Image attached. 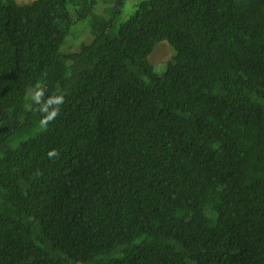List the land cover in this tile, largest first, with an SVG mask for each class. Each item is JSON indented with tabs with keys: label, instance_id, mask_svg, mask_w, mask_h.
I'll list each match as a JSON object with an SVG mask.
<instances>
[{
	"label": "trees",
	"instance_id": "trees-1",
	"mask_svg": "<svg viewBox=\"0 0 264 264\" xmlns=\"http://www.w3.org/2000/svg\"><path fill=\"white\" fill-rule=\"evenodd\" d=\"M124 1L0 0V264H264V0Z\"/></svg>",
	"mask_w": 264,
	"mask_h": 264
},
{
	"label": "rangeland",
	"instance_id": "rangeland-1",
	"mask_svg": "<svg viewBox=\"0 0 264 264\" xmlns=\"http://www.w3.org/2000/svg\"><path fill=\"white\" fill-rule=\"evenodd\" d=\"M35 0H17L19 4H27L32 3ZM146 0H125L124 4L121 9V14L118 18V23L126 22L129 18H131L135 12L137 11V6ZM80 29V28H79ZM78 30V25L74 28L73 32L75 33ZM80 31L76 34H79ZM73 38V37H72ZM71 37L68 39H72ZM67 45L68 43L62 48V52L67 51ZM156 51L151 55L152 62L156 65V69L160 72L164 71V65L172 59L173 51L170 48L169 44L167 42L160 43L156 49ZM163 66V67H162Z\"/></svg>",
	"mask_w": 264,
	"mask_h": 264
},
{
	"label": "clouds",
	"instance_id": "clouds-1",
	"mask_svg": "<svg viewBox=\"0 0 264 264\" xmlns=\"http://www.w3.org/2000/svg\"><path fill=\"white\" fill-rule=\"evenodd\" d=\"M43 96V90L40 88L39 85H37V90L35 91L34 95H33V100L36 103H40L41 98ZM64 103V96L63 95H59V96H55L53 98H51L47 104L43 105L41 108V111L46 113V115L43 117V119L41 120V127L42 128H47V125L52 122L53 120H55V118L57 117V115L59 114V107H56L54 110H52L51 112H49V107L53 104L59 106L61 104ZM57 152L56 150H53L51 152H49V157H53L56 156Z\"/></svg>",
	"mask_w": 264,
	"mask_h": 264
}]
</instances>
